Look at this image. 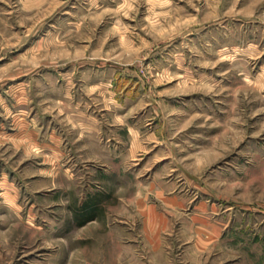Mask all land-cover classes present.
<instances>
[{"label":"rangeland","instance_id":"374dc122","mask_svg":"<svg viewBox=\"0 0 264 264\" xmlns=\"http://www.w3.org/2000/svg\"><path fill=\"white\" fill-rule=\"evenodd\" d=\"M0 264H264V0H0Z\"/></svg>","mask_w":264,"mask_h":264},{"label":"crops","instance_id":"0c3cea01","mask_svg":"<svg viewBox=\"0 0 264 264\" xmlns=\"http://www.w3.org/2000/svg\"><path fill=\"white\" fill-rule=\"evenodd\" d=\"M150 217H151L150 224L153 227L155 226V228H157V221H159V220H158V216L154 210H151V216Z\"/></svg>","mask_w":264,"mask_h":264}]
</instances>
